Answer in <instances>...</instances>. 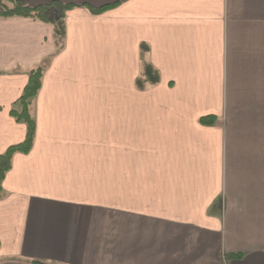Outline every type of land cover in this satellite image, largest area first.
<instances>
[{
    "label": "crops",
    "instance_id": "obj_1",
    "mask_svg": "<svg viewBox=\"0 0 264 264\" xmlns=\"http://www.w3.org/2000/svg\"><path fill=\"white\" fill-rule=\"evenodd\" d=\"M62 1L63 40L0 16V155L49 60L33 147L3 181L0 264H264V0ZM142 44L160 73L146 89Z\"/></svg>",
    "mask_w": 264,
    "mask_h": 264
},
{
    "label": "trees",
    "instance_id": "obj_2",
    "mask_svg": "<svg viewBox=\"0 0 264 264\" xmlns=\"http://www.w3.org/2000/svg\"><path fill=\"white\" fill-rule=\"evenodd\" d=\"M4 0H0L2 2ZM128 0H120L110 5L101 7L89 6L93 14H102L110 9L116 8L123 2ZM76 5L65 3L62 0H52L48 4L30 6L21 0L12 1L11 6L2 4L0 8L1 17H31L53 26L54 35L59 40H63L66 33V16L67 12L73 9ZM149 47L146 44L141 45V72L136 79V84L139 89H146L149 86L157 85L160 81L159 71L150 63L148 59ZM48 59H45L41 64L37 65L30 71L29 80L23 90L21 97L17 100L18 107L11 110V115L19 122H23L27 127L26 136L23 142L17 145L10 146L8 150L0 155V198L3 197V181L6 174L12 168V160L15 153H29L33 147V142L36 135V121L33 116V103L41 88L42 78L47 68ZM201 123L204 125H214L216 123L215 116H205L201 118ZM243 254L227 253L226 258L240 259ZM30 264H62L40 259H32Z\"/></svg>",
    "mask_w": 264,
    "mask_h": 264
}]
</instances>
